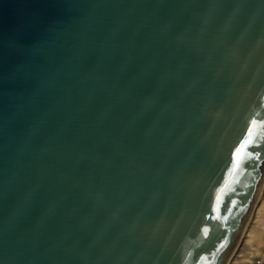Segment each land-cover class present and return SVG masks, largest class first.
<instances>
[{"label":"water","instance_id":"1","mask_svg":"<svg viewBox=\"0 0 264 264\" xmlns=\"http://www.w3.org/2000/svg\"><path fill=\"white\" fill-rule=\"evenodd\" d=\"M262 181L264 0H0V264H224Z\"/></svg>","mask_w":264,"mask_h":264},{"label":"rangeland","instance_id":"2","mask_svg":"<svg viewBox=\"0 0 264 264\" xmlns=\"http://www.w3.org/2000/svg\"><path fill=\"white\" fill-rule=\"evenodd\" d=\"M261 205H264V181H262L261 189L252 204L249 216L224 264H257V259L264 258V254H262L264 253V207L260 211L255 210Z\"/></svg>","mask_w":264,"mask_h":264},{"label":"snow or ice","instance_id":"3","mask_svg":"<svg viewBox=\"0 0 264 264\" xmlns=\"http://www.w3.org/2000/svg\"><path fill=\"white\" fill-rule=\"evenodd\" d=\"M253 124H255V122H253ZM252 146H255L254 143H253V134H252V131H251V128L249 129V138L245 139L239 146V148H237L236 150V155L234 156V166L235 167H239L240 165V162H241V159L243 158L246 150L249 148V147H252ZM252 153L251 152H247V156L249 158L252 157ZM257 157L259 156V154L257 153L256 154ZM234 204V202H233ZM218 211V209H217ZM226 219V218H225ZM205 234H207L208 230L205 229Z\"/></svg>","mask_w":264,"mask_h":264},{"label":"bare ground","instance_id":"4","mask_svg":"<svg viewBox=\"0 0 264 264\" xmlns=\"http://www.w3.org/2000/svg\"><path fill=\"white\" fill-rule=\"evenodd\" d=\"M261 189V188H260ZM260 191V190H259ZM258 194H259V192H258ZM258 194H257V196H258ZM257 198V197H256ZM256 200V199H255ZM258 200V199H257ZM255 206H256V204H255ZM262 207H264V205H261V206H259L257 209H255L256 211H260L261 209H262ZM254 208V207H253ZM249 216V215H248ZM248 218V217H247ZM247 220V219H246ZM246 222V221H245ZM229 259V258H228Z\"/></svg>","mask_w":264,"mask_h":264},{"label":"crops","instance_id":"5","mask_svg":"<svg viewBox=\"0 0 264 264\" xmlns=\"http://www.w3.org/2000/svg\"><path fill=\"white\" fill-rule=\"evenodd\" d=\"M262 254H264V253H262ZM260 260V263L259 264H262V263H264V258H262V259H259Z\"/></svg>","mask_w":264,"mask_h":264},{"label":"built area","instance_id":"6","mask_svg":"<svg viewBox=\"0 0 264 264\" xmlns=\"http://www.w3.org/2000/svg\"><path fill=\"white\" fill-rule=\"evenodd\" d=\"M256 263H257V264H259V263H260V260H259V259H257V260H256Z\"/></svg>","mask_w":264,"mask_h":264}]
</instances>
